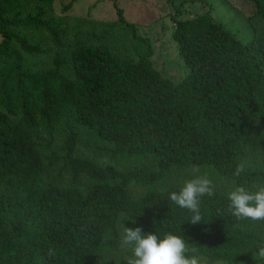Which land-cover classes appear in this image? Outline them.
I'll use <instances>...</instances> for the list:
<instances>
[{
  "label": "trees",
  "instance_id": "1",
  "mask_svg": "<svg viewBox=\"0 0 264 264\" xmlns=\"http://www.w3.org/2000/svg\"><path fill=\"white\" fill-rule=\"evenodd\" d=\"M30 1L32 10L23 11ZM52 3L0 0V264H127L131 255L118 247L121 213L125 227L182 237L186 255L203 264H264L253 258L264 246V221L227 213V192L201 197L203 221L193 225L191 213L169 199L180 188L140 197L129 190L160 181L172 167L210 168L233 189L264 184V29L241 42L207 14L180 19L175 9L170 36L188 71L173 83L115 7L114 21H93L66 58L54 55L51 68L34 70L26 58L44 50L21 31L42 30L62 46L64 30L48 17ZM234 6L264 19V0ZM112 24L144 48L112 49ZM58 139L60 158L51 149ZM137 156L151 157V169L123 171L112 162ZM241 162L246 173L235 177Z\"/></svg>",
  "mask_w": 264,
  "mask_h": 264
},
{
  "label": "rangeland",
  "instance_id": "2",
  "mask_svg": "<svg viewBox=\"0 0 264 264\" xmlns=\"http://www.w3.org/2000/svg\"><path fill=\"white\" fill-rule=\"evenodd\" d=\"M183 1L182 7L176 6ZM226 0H53L48 11V17L56 25V29H63L58 36L62 46L54 45L49 37L42 30L26 29L21 31V35L31 43H38L39 47L44 51L30 55L26 58V63L34 70H43L51 68V59L54 55L66 58L67 51L72 48L73 43L77 40L87 38L86 31L90 29L93 21L101 26H105L108 22L116 19L115 7L120 9L123 18L133 24L135 34L144 38L151 50V63L160 75L168 78L171 82L177 83L186 75L188 68L184 65L177 52L176 43L172 40L170 32L172 29L171 17L175 9H180L178 18H192L201 14H207L214 22L221 24L224 28L230 30L235 38L239 41H247L254 32L264 29V19L258 17L248 18L246 14L236 10L234 0L228 3ZM114 4V5H113ZM33 3L30 1L28 5L22 7L23 11H31ZM249 10V9H248ZM121 26V25H120ZM112 24L110 28V37L112 49L125 46L130 53L133 50L141 51L144 44L138 43L131 39L130 32L124 26L122 33L121 27ZM122 28V29H123ZM122 33V34H121ZM121 34V37L117 36ZM81 35V36H80ZM112 35L114 37H112ZM62 49V50H61ZM67 68L62 69V74H67ZM9 88V87H8ZM11 95L10 105L18 112L19 101L18 94L13 90H7ZM25 94L26 90L24 91ZM0 94H2L0 90ZM1 98V97H0ZM3 107V105H2ZM60 140L54 142L52 152L60 158ZM82 142L89 144V139H82ZM85 150L82 155L90 157L91 160L97 161L95 155L86 154ZM141 157V158H139ZM139 158V159H138ZM128 160L114 158L112 160L119 169L123 171L129 170L133 166L151 169L153 160L148 156L127 157ZM105 160H111L106 159ZM61 165V160L58 166ZM172 167L168 171L166 177L160 181L149 185H130L129 190L134 197H140L145 194L162 192L166 188H182L185 181L194 178L197 175L207 174L215 185L214 191L229 192L234 189L225 182H221L218 177L209 170L210 168L200 169V167ZM199 169V170H196ZM67 180L68 178L64 176ZM89 181L82 178L83 187L87 186ZM251 191V190H250ZM119 247V246H118ZM122 252L131 255V250H124L119 247ZM201 260V259H200ZM204 260H201L203 264Z\"/></svg>",
  "mask_w": 264,
  "mask_h": 264
},
{
  "label": "clouds",
  "instance_id": "3",
  "mask_svg": "<svg viewBox=\"0 0 264 264\" xmlns=\"http://www.w3.org/2000/svg\"><path fill=\"white\" fill-rule=\"evenodd\" d=\"M246 170L245 163L241 162L235 167L233 175L240 177ZM214 189L215 185L207 174L197 175L185 181L179 192H171L169 199L179 207L187 209L191 213L188 222L196 225L203 221L200 198L214 196ZM227 198L229 203L226 212L237 220L247 218L264 221V184L257 186L254 192L243 185L236 186ZM126 220L129 219L121 213L118 220L119 247L131 250L127 264H201L198 256L186 255L190 250L182 237L168 233L160 239L156 233L145 234L141 227H125ZM191 251L195 252L196 248ZM48 254L54 256L55 252L49 248ZM255 257L264 259V246L253 253V258Z\"/></svg>",
  "mask_w": 264,
  "mask_h": 264
}]
</instances>
